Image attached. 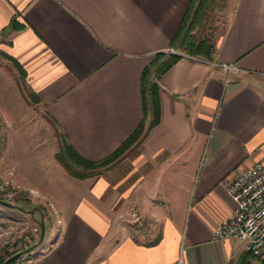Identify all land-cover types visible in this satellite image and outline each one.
Wrapping results in <instances>:
<instances>
[{
    "label": "crops",
    "instance_id": "0c3cea01",
    "mask_svg": "<svg viewBox=\"0 0 264 264\" xmlns=\"http://www.w3.org/2000/svg\"><path fill=\"white\" fill-rule=\"evenodd\" d=\"M191 2L0 0V178L33 208L0 204V221L14 222L2 239L41 216L21 250L0 240V261L233 264L246 251L243 241L212 240V230L233 208L227 181L252 163L264 167V0H224L220 27L199 38L194 23L188 33L211 46L207 56L174 41ZM168 48L178 58L155 80L157 120L147 127L140 76ZM16 81L42 105L41 137L7 98L9 90L21 104ZM140 122L138 138L92 176L74 178L54 158L64 141L85 160L102 159ZM25 136L42 168L35 182L9 159ZM123 162L125 174L102 175Z\"/></svg>",
    "mask_w": 264,
    "mask_h": 264
},
{
    "label": "built area",
    "instance_id": "2783aa9c",
    "mask_svg": "<svg viewBox=\"0 0 264 264\" xmlns=\"http://www.w3.org/2000/svg\"><path fill=\"white\" fill-rule=\"evenodd\" d=\"M173 53L172 48L163 51ZM217 66L226 74L236 68L228 63ZM225 191L233 202V208L212 230V240H239L245 243L250 256L260 262L264 260V167L260 163H252L234 175L225 184ZM17 193L6 181L0 178V199L12 202ZM58 222V220H57ZM14 222L0 221V237L10 235L14 231ZM18 235L4 241L6 249L17 252L32 243L38 236V225L23 226L18 222ZM5 238H3L4 240Z\"/></svg>",
    "mask_w": 264,
    "mask_h": 264
},
{
    "label": "trees",
    "instance_id": "16d2710c",
    "mask_svg": "<svg viewBox=\"0 0 264 264\" xmlns=\"http://www.w3.org/2000/svg\"><path fill=\"white\" fill-rule=\"evenodd\" d=\"M224 0H192L190 7L185 15L184 21L188 18V24L184 31V34L178 41V36L174 39L177 42V47L188 51L189 53L198 52L207 56L210 52L211 46L206 41H196L193 36L188 33L192 25L199 21L204 16L205 12L211 7L219 3L222 7ZM184 25V24H183ZM182 25V26H183ZM10 27H17L13 22L10 23ZM178 58L176 54H165L163 52L153 55L150 66L144 69L140 76V90L142 98L144 100L143 116L150 114L147 127H151L157 120V106H156V93L157 85L155 80ZM18 74L21 75L20 69L15 65ZM32 100H35L31 96ZM147 100V105H146ZM148 106V107H147ZM142 130L141 122L136 129L110 154L96 161H88L78 156L68 143L61 141L59 148L54 154L55 160L64 169V171L77 179L92 176L98 173L104 167L111 165L123 152L132 144L139 136ZM1 201V199H0ZM13 257L0 261V264H9L12 262ZM252 257L248 251H245L239 255L233 264H251ZM259 264H264V260Z\"/></svg>",
    "mask_w": 264,
    "mask_h": 264
},
{
    "label": "rangeland",
    "instance_id": "374dc122",
    "mask_svg": "<svg viewBox=\"0 0 264 264\" xmlns=\"http://www.w3.org/2000/svg\"><path fill=\"white\" fill-rule=\"evenodd\" d=\"M221 8L222 7H220L219 3H216V5L211 6L205 12L204 16H202L199 19V21L195 22L194 28L192 30V32L194 33V37L199 38L201 35H205V34L207 35L209 33H212L215 28L220 27L221 22H222L221 21ZM172 51H173L172 54L178 52V50L176 48H172ZM5 64H6L5 68L7 70L8 80H10L11 78H14L16 80L17 73H16V70L14 69V67L9 62L5 63ZM16 86L18 89V95H19V99L21 101V104H19V101L17 99H15V96L13 94H11L9 90L7 92V98L9 101H11L13 103V106H16V108L20 112V114H24V115L28 116L27 119H25V123L29 126L32 125L34 129L37 128L39 132H37L36 135L41 137L40 131H41V129H43L45 127V126H43L44 122H42L44 120H41L42 115H43L42 105L33 104L32 99H30V97L28 95L27 89H25V87H23V86L20 87L19 85H17V81H16ZM27 137L25 136L23 138L24 141H22V143L12 142V144H10L12 146H9V149H8L9 150V152H8L9 153V159L13 162H17L16 165L18 166V171H20L21 175L26 176V177L23 176L26 180H30V182H35L38 179V177H42L41 176L42 172L40 173V171H42V168L39 165V161L36 159L37 156L35 153L36 151L33 150V148H34L33 143L28 141L29 138H27ZM13 139L17 140L15 137ZM125 163L126 162H123V164H121L120 166H115L113 168H109V169L105 170L102 173V175L106 176L107 179L109 181H111L113 177L116 178V175L120 176L121 174H125V172H126V164ZM18 200H20V201H18ZM18 200L13 201L12 203L18 205L19 207L24 209V211L29 210V212L31 213L33 208H31L29 205H27L25 203V199L19 198ZM30 213H28V214H30ZM33 215L34 216L31 218L30 223H25L24 221H21L20 223H22L23 226L39 223L41 216L36 215V214H33ZM2 237L3 236L0 237L1 243H3L5 245L4 241H9L10 239L8 237H6L3 240ZM20 254H23V253L20 252ZM20 254L18 253V255H20Z\"/></svg>",
    "mask_w": 264,
    "mask_h": 264
},
{
    "label": "water",
    "instance_id": "95a60500",
    "mask_svg": "<svg viewBox=\"0 0 264 264\" xmlns=\"http://www.w3.org/2000/svg\"><path fill=\"white\" fill-rule=\"evenodd\" d=\"M0 204L5 205V206H10V204L2 202V201H0Z\"/></svg>",
    "mask_w": 264,
    "mask_h": 264
}]
</instances>
